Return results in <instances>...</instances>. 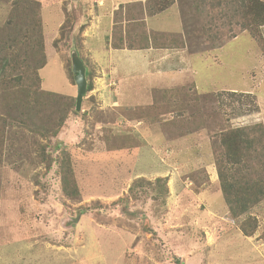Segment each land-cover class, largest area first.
<instances>
[{
	"label": "rangeland",
	"instance_id": "374dc122",
	"mask_svg": "<svg viewBox=\"0 0 264 264\" xmlns=\"http://www.w3.org/2000/svg\"><path fill=\"white\" fill-rule=\"evenodd\" d=\"M38 1L46 65L38 70L39 80L24 67L17 74L28 89L61 94L55 98H68L75 110L71 53L77 49L91 71L93 89L58 136L49 140L28 133L22 140L19 111H12L15 119L8 117L7 102H12L0 81V116L6 118L12 147L27 145L12 154L6 152L7 140L2 147L0 264H174L177 260L178 264H264V196L249 211L233 217L217 165L226 161L220 146L223 130L244 127L249 137L264 142V27L255 37L248 32L237 36L238 27L231 29L227 21L214 20L210 13L201 17L194 13L195 18L182 25L170 9L162 16L163 28L170 31H153L138 22V29L125 31L119 42L132 47L150 39L170 47L187 45L196 53L194 60L197 56L195 78L174 76L167 83V74L162 78L160 71L141 65L135 69L123 52L116 51L109 60H121V69L117 68L126 75L118 80L104 65L101 50L109 48L104 35L111 21L94 19L100 14L97 0ZM13 2L0 0V25L9 19ZM191 3L182 7L188 10L194 7ZM122 11L118 12L122 15ZM121 15L117 21L143 19L145 13L139 5L135 10L127 8L119 20ZM123 23L108 30L114 34L115 26L123 29ZM18 28L27 31L23 14ZM228 28L231 33L223 35ZM173 58L170 53L164 61ZM35 59L32 67L37 65ZM131 79L135 80L132 92L149 87L146 82L151 91L141 94V103L134 101L125 118L132 101L123 89L128 95ZM34 94L40 108L47 96ZM40 140L48 141L52 160L66 151L77 163L74 170L81 192L75 198L63 193L60 165L47 167L49 163L31 152L28 143ZM84 152L97 154V161L101 157L103 163L83 161ZM239 165L221 168L236 172L240 167L246 178L264 182L262 144H256Z\"/></svg>",
	"mask_w": 264,
	"mask_h": 264
},
{
	"label": "trees",
	"instance_id": "16d2710c",
	"mask_svg": "<svg viewBox=\"0 0 264 264\" xmlns=\"http://www.w3.org/2000/svg\"><path fill=\"white\" fill-rule=\"evenodd\" d=\"M175 2L176 0H152L149 3L151 6L148 8V12L151 15L157 14L170 7ZM185 2L189 3V0H185ZM185 2L183 1L182 4H185ZM182 4L179 2L181 17L186 25L189 23L188 18H195V14L198 15V17H201L202 14L205 16L207 13H210L212 18L215 16L214 20L221 19L227 21L225 22L227 23V27H230L231 29L238 27L237 30L239 34H237V36L243 32H248L249 35L255 37L257 33H261L259 32V28L261 29V27H264V0H192L191 4H193L194 7L188 10H185L182 7ZM39 9L40 3L38 0H14L13 8L8 17L9 19L0 25L1 87L3 90L9 91V89L15 84L18 85L16 89L12 88V96H10V91H5V97L12 102L11 104L7 102V106L9 107L8 117L15 119L12 116V111H19L20 116L17 117L19 120L17 125L23 128L21 131L23 135L22 140L28 137V133L33 135L40 134L43 138H49L50 140L51 136L59 135L66 121L71 117V113H73V115L78 114L76 108L75 110H72V102L68 98H66L67 101L59 100L55 98V96L63 95L56 92L49 91L50 93H48L46 90L37 88L34 90L32 87L28 89L29 84H24L22 81V75L17 74V71L24 67V72L30 73L31 71H34L36 73L35 79L39 80L38 70L46 65L45 40L42 33L40 19L38 18ZM20 10H24L25 13H19ZM22 14L24 21L27 23V31L18 28L20 15ZM137 25V23H132V27L125 26L123 29L120 28L121 26H115L112 45L116 48L122 47L119 42L123 39L122 34L125 31L130 34L138 29ZM195 26L196 25L192 28H201V25H197V27ZM230 28H228L229 32L226 31L223 35L227 33L230 34ZM206 29H210V27H206ZM213 31V34L215 35L217 33L215 25ZM220 37L221 36H219V38ZM34 59L37 61V65L32 67L31 65L35 64ZM90 73L91 71L88 70V91L93 89V82L90 78ZM33 93H35V98L37 94L47 96V98H43L44 101L40 108H38L32 97ZM234 94H236V92H232V95ZM149 102L150 100L145 103ZM141 110L139 111L140 113L142 112ZM6 130V118L0 116L1 158L3 157L2 151L4 150L2 147L6 140L8 141L6 152H9L10 154L16 153V150H25L26 148L24 149V147L27 146L22 143L17 148H13L11 133L9 130L6 132ZM5 132L6 135H4ZM247 134V128L244 127L226 129L221 131L220 134V146L223 148L226 161L222 160L221 163H217L218 175L221 188L225 194L226 202L233 217L241 216V214L249 211L250 207L258 203L261 197L264 196V182L261 179L258 180L257 177L255 179L246 178V176L241 174L240 167L236 172H229L227 169L225 170L221 168L224 164L228 167L230 163L240 166L239 164L243 163V157L252 150H255L256 144H262L264 147L263 141L255 140V138H251L248 136L249 134ZM28 144L29 146L31 145V152L35 151L34 155L38 159L49 163L47 167H50L51 164L55 163L60 165L63 193L68 197L75 198L81 191L74 170L77 163L72 160L71 155L64 151L60 159L52 160V156H50L47 149L48 141L40 140V142H34L33 144L30 142ZM83 154L86 156L84 158L82 156L83 161L88 158L87 160L92 164L103 163L101 157H98L100 159L97 161V154L90 152H84ZM113 154L114 153H111L110 155ZM116 168L119 170L120 166L118 165ZM89 171L90 169H88L87 172ZM162 179L159 178V181ZM139 180H141V178H139ZM244 231L246 235L252 234V231ZM177 262L178 260L174 264H178Z\"/></svg>",
	"mask_w": 264,
	"mask_h": 264
},
{
	"label": "crops",
	"instance_id": "0c3cea01",
	"mask_svg": "<svg viewBox=\"0 0 264 264\" xmlns=\"http://www.w3.org/2000/svg\"><path fill=\"white\" fill-rule=\"evenodd\" d=\"M99 3L98 5V11L100 12V14L97 12L95 14L94 19L95 20H110L111 23L108 22V24L110 25V27H114L115 24H117L118 22H125L123 23L124 26H130L132 27V23H138V22H142L144 23L146 26H151L153 27V31L159 30V31H170L167 29H164V24L162 23L163 20V15L169 11L170 9H173L174 13V20H178L180 22V24L184 25V22L182 20L181 17V12H180V7H179V1L176 0L175 3H173L170 7H168L166 10L160 11L157 14H149L148 10H147V5L152 1V0H97ZM143 6V10H144V17L143 19H129L127 21H117L116 17L118 15H121L120 12H118L120 9H123V14H125V12L127 11V8H132V10H135V6ZM122 15L120 16V19L122 18ZM181 17V18H180ZM108 18V19H107ZM139 20V21H138ZM128 23V24H127ZM118 25V24H117ZM109 27V28H110ZM108 28V29H109ZM148 28V27H147ZM107 29L106 34L104 35L106 38L105 42H106V46L109 45V48L107 49H102L101 52L105 54L104 57V65L107 66L109 68V70H111L110 73H112V75H114L113 73H116L117 75V79L120 80V78H124L126 75L122 74L120 71V62H113V59L111 58V60H109L110 58V54L111 57L115 56L116 51L117 52H123L124 56H122L123 58H126L128 60L132 61V66L135 67H139L141 65L142 68H149L152 69L154 71H160L159 76H161L163 78V76L165 74L168 75L169 78L165 79L167 81V83L170 80V77H188V78H195L194 75H196L197 72V67L195 66V63H193V61L195 62V60L197 59V56H195V60L194 58V54H196L195 52L190 51V49H188L189 47L187 45H184L183 47H176V46H167L164 44H157L155 42H153L151 39L149 41L148 44L146 45H142L139 47H132V46H122V47H113L112 45V37L113 34H111V32ZM148 30V29H147ZM103 35V31H100ZM132 33V32H131ZM109 34V35H108ZM107 51H108V58L107 57ZM170 53H173V59L172 60H168V61H164L165 56L170 55ZM110 62V65H106V63ZM126 62V61H123ZM168 62V63H167ZM114 64V65H113ZM87 67V66H86ZM120 69H118V68ZM181 68V69H180ZM113 69H115V71H113ZM89 70V68L87 67V71ZM107 74V78L109 80V76H111V74ZM132 73V72H131ZM171 73V74H170ZM153 74V73H152ZM132 78V77H131ZM131 86L129 88V92L128 95L124 94L125 90L123 89V95L129 97V100L132 101V105L128 104V113L124 112L123 114L127 115L129 113H132L131 108H133L135 105L134 101H136L135 103H141V98H143L141 96V94H144V91L150 94L149 90L150 85L148 82H146L145 84L149 85V87H145V88H140V89H136L135 92H132V83L135 84V80L131 79ZM166 83V82H165ZM160 89V88H159ZM133 94V97H132ZM116 97H113V102L115 105L117 104V101H115ZM85 100V99H84ZM84 102V101H83ZM118 107V106H117ZM101 109V108H100ZM125 115V118H126ZM127 122V120H125ZM128 123V122H127Z\"/></svg>",
	"mask_w": 264,
	"mask_h": 264
},
{
	"label": "water",
	"instance_id": "95a60500",
	"mask_svg": "<svg viewBox=\"0 0 264 264\" xmlns=\"http://www.w3.org/2000/svg\"><path fill=\"white\" fill-rule=\"evenodd\" d=\"M72 71L77 86L76 110L80 111L88 88L87 67L77 49L71 53Z\"/></svg>",
	"mask_w": 264,
	"mask_h": 264
},
{
	"label": "clouds",
	"instance_id": "9594fccd",
	"mask_svg": "<svg viewBox=\"0 0 264 264\" xmlns=\"http://www.w3.org/2000/svg\"><path fill=\"white\" fill-rule=\"evenodd\" d=\"M73 72V71H72ZM74 74V73H73ZM87 79H88V77H87ZM74 80H75V78H74ZM87 92H88V88H87ZM86 97V96H85ZM85 99V98H84ZM77 111V110H76Z\"/></svg>",
	"mask_w": 264,
	"mask_h": 264
}]
</instances>
